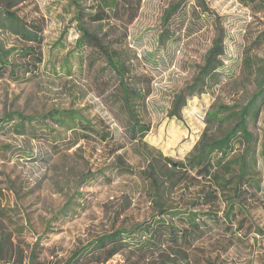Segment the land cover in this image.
Segmentation results:
<instances>
[{
    "label": "rangeland",
    "instance_id": "1",
    "mask_svg": "<svg viewBox=\"0 0 264 264\" xmlns=\"http://www.w3.org/2000/svg\"><path fill=\"white\" fill-rule=\"evenodd\" d=\"M5 1L0 0V7ZM78 1L84 7L90 0ZM173 1L142 0L125 37L118 27H103L107 39L122 44L133 73L146 75L144 79L150 85L141 112L150 129L137 143L128 139L114 79L101 72L100 62H90L89 49L75 47L78 32L72 2L26 0L12 8L26 20L42 18L44 30L42 62L37 68L25 75L20 73L19 80L0 79V118L18 111L31 116L33 122L23 135L10 126L13 121L3 122L0 128V264L101 260V255L88 254L66 263L74 251L95 236L141 221L156 211L152 189L143 174L116 170V155H121L134 171H145L151 161L157 178L164 179L171 167L167 159L184 160L200 137L204 115L213 104L239 106L256 91V79L247 75L243 62L248 56L264 57V42L251 44L264 26V14L238 0H205L226 31L221 81L206 93L190 98L181 119L168 117L173 93L191 78L213 35L211 20L191 1L180 6L182 15L171 25L175 36L161 44L158 35L163 13ZM0 42L7 47L19 44L14 34L2 28ZM258 104L259 116L250 121L249 127L261 141L264 93ZM51 109L78 110L100 130L108 131L110 138L107 142L80 138L69 146V131L37 120ZM257 158L258 176L264 177L262 158ZM168 196L178 201L177 195ZM238 201L248 215L235 214L234 210L236 216H231V223L213 222L188 252L189 264H264V233L256 230L260 227L264 231V180L260 191L243 185ZM130 259L134 264L159 262L158 253ZM99 264L130 261L120 252Z\"/></svg>",
    "mask_w": 264,
    "mask_h": 264
},
{
    "label": "trees",
    "instance_id": "2",
    "mask_svg": "<svg viewBox=\"0 0 264 264\" xmlns=\"http://www.w3.org/2000/svg\"><path fill=\"white\" fill-rule=\"evenodd\" d=\"M23 1L26 0H6L0 7V28L14 34L19 42L8 47L0 42V79L19 80L20 73H30L42 62L43 19L26 20L19 16L12 8ZM70 1L76 7L74 19L78 36L75 47L79 50L89 49L92 54L90 62H100L101 72L114 79L116 102L125 116L128 139L137 143L150 129V123L141 114L146 106L150 85L144 79L146 75L133 73L122 44L117 41L116 45V41L107 39L108 32L103 27H118L124 31L122 35L125 37L128 25L139 13L142 0H90L84 7L78 0ZM191 1L200 8L199 13L206 14L211 20L213 35L191 78L170 99L167 115L176 119H181V111L190 98L206 93L220 83L224 67L226 31L220 17L212 13L205 0H174L170 3L163 13L159 42L165 44L172 40L176 32L171 25L182 15L180 6ZM238 1L264 14V0ZM262 42L264 26L251 44L259 46ZM243 64L247 75H253L256 79V91L245 104L239 106L213 104L204 115L205 127L200 137L184 160L174 162L167 159L171 167L164 179L157 178L151 161L147 163L148 169L145 168V171H134L121 155H116V170L143 174L152 189L156 211L141 221L95 236L74 251L66 263L78 261L88 254H97L102 256L101 260L82 261L80 264H99L121 252L130 264L135 262L130 259L133 256L144 257L154 253L159 256L157 264H189L188 252L212 227L213 222L229 224L232 222L231 216L234 218L237 213L248 215L238 201L240 188L245 185L260 191L264 180V177L258 176L257 168V156L262 158L264 165V127L261 141L249 127L250 121L257 120L260 113L258 100L264 93V57L252 59L248 56ZM31 118L18 111L8 113L0 118V128L4 126L3 122L10 124L13 121L10 126L17 134L23 135L26 127L33 124ZM37 120L39 124L50 121L69 131V146L76 144L80 138L99 142H107L110 138L108 131L100 130L74 109H51ZM53 132L51 129L49 133ZM121 147L118 146L117 150ZM170 194L177 195L178 201L174 202L168 196ZM256 230L264 233L260 227H256Z\"/></svg>",
    "mask_w": 264,
    "mask_h": 264
}]
</instances>
